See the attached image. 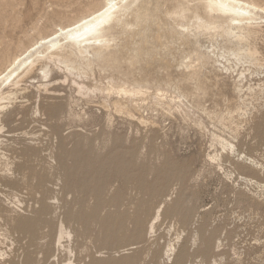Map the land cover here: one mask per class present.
Returning a JSON list of instances; mask_svg holds the SVG:
<instances>
[{"label": "rangeland", "instance_id": "374dc122", "mask_svg": "<svg viewBox=\"0 0 264 264\" xmlns=\"http://www.w3.org/2000/svg\"><path fill=\"white\" fill-rule=\"evenodd\" d=\"M102 3L0 0V72L41 36ZM129 4L108 60H80L70 75L41 58L3 101L10 121L0 132V264L11 257L28 264L31 255L34 264H264V28L257 66L237 61L218 33H196L192 11L172 14L174 0ZM207 51L211 59L201 56ZM52 70L62 78L56 95L37 87ZM40 212L37 235L25 239L18 219ZM61 223L72 231L56 248Z\"/></svg>", "mask_w": 264, "mask_h": 264}, {"label": "bare ground", "instance_id": "6f19581e", "mask_svg": "<svg viewBox=\"0 0 264 264\" xmlns=\"http://www.w3.org/2000/svg\"><path fill=\"white\" fill-rule=\"evenodd\" d=\"M176 7L173 10L172 14H176L179 15L180 13L186 14L189 11L193 12V16H194V21H193V25H194V29L196 31V33H198L199 35H201L202 33H218L219 35H221L225 41L227 43L230 44V50L228 51V53H231L233 56H235V58H237V61H242L245 59L246 63L247 61L251 62L253 65H257L260 66L262 63V59L260 57V52H259V48L256 45V40L261 37V33L263 32V28L264 26L261 24L260 20L264 19V7L255 3L254 1L251 0H174ZM129 0H103L102 5L99 8H96L95 10L89 12L86 15H83L82 17H80L79 19L75 20L72 23L66 24V25H61L59 26L54 32H52L50 35L41 36V39H39V41H36L35 43H33L32 45H30V47H28L23 53H21L19 56H17L13 62L9 63L8 67H6L3 71L0 72V132L2 131V129L6 126H8L9 121L7 116L4 113V109L6 108V106L3 104L4 100H10L13 94H15L19 89H20V83H22V81H24L25 78L33 76L35 74L34 70H35V66L37 65L36 63L41 59V58H48L50 61L54 62L57 66L56 69H64L65 71L71 72L73 70L76 69V63L79 62L81 63L82 61H85L88 66H89V62L91 64V60H101V61H105L109 59L110 54L108 53V50L110 48H112V46H114V42L117 38L115 37V35H118L119 32L115 31L117 25L119 24L120 21V17L123 14V11L129 6ZM196 5V6H195ZM263 22V21H262ZM264 24V22H263ZM179 28L181 29V31H183L182 33H187L189 27L186 26L185 23H179ZM187 30V32H185ZM118 37V36H117ZM263 37V36H262ZM219 38V37H218ZM264 39V37H263ZM261 42V39H258ZM256 41V42H255ZM211 43V42H210ZM71 49L70 53H68L66 50L67 49ZM216 48V47H215ZM201 56L206 57V58H212L211 53L207 52H202ZM221 57L226 58V61H228V58L225 56L224 54L220 55ZM231 56V55H230ZM262 56V55H261ZM223 58V59H224ZM80 60H82L80 62ZM48 61V60H47ZM219 59H216L214 62H218ZM84 62V63H85ZM248 62V63H249ZM51 63V62H50ZM79 65V64H78ZM82 65V64H81ZM85 66V64H84ZM237 66V65H235ZM78 67V66H77ZM81 67V66H80ZM86 68V66H85ZM83 69V68H82ZM81 69V70H82ZM90 69V68H87ZM224 69H226V67H224ZM42 71V70H41ZM53 71V70H52ZM85 71V70H83ZM78 72V71H77ZM80 72V70H79ZM82 72V71H81ZM247 72V70H246ZM84 73V72H83ZM243 73V72H242ZM240 73V74H242ZM262 73V72H261ZM73 74V73H72ZM79 75V74H78ZM253 75V74H252ZM45 76H48V73H45ZM87 76V75H86ZM243 76V75H242ZM80 77V76H79ZM66 79V78H65ZM11 80V86L14 87L13 89H10L8 92L4 91L5 86H3L5 84L6 81ZM62 82V78L61 76L58 74L57 71H53L51 76H49L48 80H45V82L40 83L39 85H37L38 89L43 88L47 93L49 92L50 94L56 95L58 94L57 92H59V87H57V82ZM240 81V80H239ZM242 81V80H241ZM76 82V81H75ZM74 82V83H75ZM248 82V81H247ZM65 83V82H64ZM38 84V83H37ZM77 84V83H76ZM75 84V85H76ZM79 85V84H77ZM80 88H83V85H79ZM236 86V85H235ZM78 87V86H77ZM85 87V86H84ZM35 88V87H34ZM87 88V86H86ZM238 88V87H237ZM16 89L15 93L14 90ZM24 89H27L26 86ZM32 89V88H30ZM84 89V88H83ZM82 89V90H83ZM94 89V88H93ZM123 90V92H130L127 89H121ZM237 90V89H236ZM23 91V90H21ZM88 91V90H87ZM241 91V90H240ZM78 92V91H77ZM122 92V91H121ZM60 94V93H59ZM77 94V93H76ZM131 94L134 95L133 91H131ZM239 94V92H238ZM49 96V95H47ZM15 97V95H14ZM26 96L24 95L22 98H25ZM21 100V99H20ZM26 101V100H25ZM24 101V103H25ZM23 103V104H24ZM38 103V102H37ZM7 104V103H6ZM22 104V103H21ZM20 104V105H21ZM119 104V103H118ZM122 104V103H121ZM8 105V104H7ZM58 107V106H57ZM120 107V106H119ZM123 107V106H121ZM124 108V107H123ZM128 108V107H127ZM125 108V109H127ZM48 110V109H47ZM123 110V109H122ZM131 110V109H130ZM129 110V112H130ZM58 111V110H57ZM38 112V111H37ZM57 113V112H56ZM54 113V114H56ZM132 113V112H131ZM133 114V113H132ZM39 116V115H38ZM133 116V115H132ZM135 116V115H134ZM44 117V116H43ZM14 118V117H13ZM10 119V118H9ZM49 119V118H48ZM54 122V121H53ZM239 126V125H238ZM53 127V126H52ZM55 128V127H54ZM70 129V128H69ZM55 130V129H54ZM15 131V130H14ZM236 131V130H235ZM8 133V132H7ZM12 133V132H11ZM259 137V136H258ZM60 139V138H59ZM75 140V139H74ZM39 141V140H38ZM25 142V141H24ZM63 142V141H62ZM72 142V141H71ZM223 145L227 146L230 145L229 143H226L225 141H222ZM2 144V143H1ZM37 144V143H36ZM9 146V145H8ZM5 147V146H4ZM33 149V148H32ZM27 150V149H26ZM113 150V149H112ZM47 151V150H46ZM6 152V151H5ZM33 152V151H32ZM27 153V151H26ZM61 153V152H60ZM28 154V153H27ZM50 154V153H49ZM57 154V153H56ZM77 156V155H76ZM2 158V156H1ZM82 158V157H81ZM3 159V158H2ZM81 160V159H80ZM8 161V160H6ZM53 162V161H52ZM85 162V159H84ZM95 162V161H94ZM154 162V161H153ZM259 162V161H258ZM78 163V162H77ZM1 164V163H0ZM4 165H6L5 163H3ZM2 164V165H3ZM8 165V164H7ZM6 165V166H7ZM5 167V166H4ZM52 167V166H51ZM69 170V169H68ZM67 170V171H68ZM75 171V170H74ZM8 173V172H7ZM13 173V171H12ZM69 173V171H68ZM75 173V172H73ZM72 173V174H73ZM74 175V174H73ZM72 175V178L74 177ZM76 175V174H75ZM61 176V175H60ZM13 177V176H12ZM69 177V176H68ZM45 178V177H44ZM70 178V177H69ZM68 181L71 180V178ZM176 178V177H175ZM227 178V177H226ZM102 179V178H101ZM104 179V178H103ZM41 180V179H40ZM81 181V180H80ZM104 181V180H103ZM101 181V182H103ZM71 182V181H70ZM100 182V183H101ZM4 184V183H3ZM51 185V184H50ZM55 185V184H54ZM61 185V184H60ZM66 185V184H65ZM70 185V183H69ZM104 185V184H102ZM71 186V185H70ZM46 188V187H45ZM80 188V187H79ZM105 188V187H104ZM78 189V188H77ZM52 190V189H51ZM70 190V188H69ZM102 190V189H101ZM100 191V190H99ZM48 192V191H47ZM102 193V192H101ZM190 193V192H189ZM14 194V193H13ZM12 194V195H13ZM17 194V192H16ZM112 195V193H111ZM116 195V194H115ZM19 196V195H18ZM43 196V195H42ZM51 196V195H50ZM100 196V195H99ZM16 197V196H15ZM101 197V196H100ZM99 197V198H100ZM115 197V196H114ZM48 198V196H47ZM260 198V197H259ZM6 200V199H5ZM115 200V199H114ZM49 201V200H48ZM51 201V200H50ZM49 201V202H50ZM118 201V199H117ZM13 202V201H12ZM29 202V201H28ZM44 202V201H43ZM104 202V201H103ZM148 202V201H147ZM14 203V202H13ZM13 203H11L13 205ZM46 203V202H45ZM117 203V202H116ZM10 204V203H9ZM10 204V205H11ZM16 204V203H15ZM48 204V203H47ZM53 204V203H52ZM52 204L48 205L53 206ZM65 204V203H64ZM70 204V203H69ZM102 204V203H100ZM8 205V204H7ZM35 205V204H34ZM43 205V204H41ZM40 205V206H41ZM46 205V204H45ZM63 205V204H62ZM37 206V205H36ZM55 206V205H54ZM53 206V207H54ZM97 206V205H96ZM117 206V205H116ZM15 207V206H14ZM23 207V206H22ZM25 207V206H24ZM43 207V206H41ZM61 207V205H60ZM87 207V206H86ZM85 207V208H86ZM93 207V206H92ZM90 207L91 209H94ZM101 207V206H100ZM19 208V207H18ZM40 209V207H38ZM144 208V206H143ZM49 209L48 207L44 206V208L42 209ZM51 209V208H50ZM49 209V210H50ZM90 209V210H91ZM14 210V209H12ZM11 210V211H12ZM34 210V209H33ZM53 210V209H51ZM84 210V209H83ZM96 210V209H95ZM16 211V210H15ZM41 211V210H40ZM56 211V210H55ZM178 211V210H177ZM39 212V211H38ZM45 212V211H44ZM54 212V211H53ZM51 212L50 214L53 215L54 213ZM82 212V210L80 211V213ZM88 212V211H87ZM101 212H103L101 210ZM137 212V211H136ZM140 212V211H139ZM159 212V211H158ZM6 213V212H5ZM14 213V212H13ZM40 212L38 214V216H33V217H21L20 219H18L16 225H15V229L20 230V232L23 235V232H25L24 234V238L26 236V234L31 235L32 237H35L38 233H36V228L37 225L42 223V221H44L42 219ZM73 213V212H72ZM78 212H76L77 214ZM79 213V214H80ZM119 213V212H118ZM125 213V212H124ZM174 213V212H173ZM185 213V212H184ZM9 214V212H8ZM33 214V212H32ZM74 213V215H76ZM115 213H112V215ZM135 214V213H134ZM46 215V214H45ZM50 215V216H51ZM73 215V214H72ZM73 215V216H74ZM118 215V214H116ZM150 215V214H149ZM77 216V215H76ZM90 216V215H89ZM92 216V215H91ZM120 216V215H119ZM127 216V215H126ZM3 217V216H2ZM20 217V216H19ZM85 217V215H84ZM93 217V216H92ZM154 217H158L157 214ZM153 217V218H154ZM9 218V217H8ZM107 217H105L106 219ZM128 218V217H127ZM141 218V217H140ZM74 219V218H73ZM78 219V217H77ZM90 219V218H89ZM101 219V217H100ZM116 219V218H115ZM114 219V220H115ZM137 218H135L134 220H136ZM157 219V218H156ZM12 220V219H11ZM56 220V219H55ZM91 220V219H90ZM126 223V220L123 219ZM138 220V219H137ZM14 221V220H13ZM66 221V220H65ZM63 221V222H65ZM75 221V220H73ZM79 221V220H78ZM82 221V220H81ZM149 221V220H148ZM154 221L155 218L153 219V222L151 224V227H153L154 225ZM47 222V221H46ZM61 222V221H60ZM67 222V221H66ZM84 222V221H82ZM99 222V220H98ZM117 222V221H115ZM112 223L113 224H115ZM122 222V221H121ZM134 222V221H133ZM151 222V220H150ZM53 223V222H52ZM59 223V222H57ZM74 223V222H73ZM104 223V222H103ZM107 223V222H106ZM110 223V222H109ZM128 223V222H127ZM136 223V222H134ZM144 223V222H143ZM47 225V223H45ZM65 224V223H64ZM64 224H58L57 228H55L56 232L54 233L56 236L55 239V244L56 248L62 246V240H66L67 238H69L71 231L69 230ZM72 224V221H71ZM75 224V223H74ZM117 224V223H116ZM120 224V223H119ZM140 224V223H139ZM48 225H50L48 223ZM106 225V224H105ZM109 225V224H108ZM107 225V226H108ZM111 225V226H112ZM7 226V225H6ZM9 226V224H8ZM54 226V225H53ZM73 226V225H72ZM100 226V225H99ZM114 226V225H113ZM112 226V227H113ZM119 226V225H118ZM141 226V224H140ZM148 226V225H147ZM14 227V226H13ZM44 227V226H43ZM52 227V226H51ZM122 227V226H121ZM125 227V226H124ZM123 227V229H124ZM127 227V225H126ZM125 227V228H126ZM136 227V225H135ZM6 228V227H4ZM47 228V227H46ZM71 228V226H70ZM74 228V227H73ZM87 228V227H86ZM118 228V227H117ZM120 228V226H119ZM132 228V227H131ZM138 228V227H137ZM149 228V227H148ZM7 229V228H6ZM42 229V228H41ZM44 229V228H43ZM75 229V228H74ZM73 229V230H74ZM114 229V228H113ZM121 229V228H120ZM136 229V228H135ZM134 229V230H135ZM146 229V227H145ZM151 229V228H150ZM9 230V229H8ZM16 230V231H17ZM45 230V229H44ZM51 230V229H50ZM49 230V231H50ZM54 230V229H53ZM99 230V229H98ZM12 231V229H11ZM9 230V232H11ZM14 231V230H13ZM75 231L72 233L75 235ZM103 231V230H102ZM101 231V232H102ZM106 231V230H105ZM108 227H107V233H108ZM113 231V230H112ZM123 231V230H122ZM146 231V230H145ZM7 232V230H6ZM20 232H17L18 235L21 236V234H19ZM91 232V231H90ZM118 231H116L115 234H117ZM124 232V231H123ZM135 232V231H134ZM139 232V231H138ZM141 232V231H140ZM147 232V231H146ZM145 232V233H146ZM14 233V232H13ZM89 233V232H87ZM106 233V234H107ZM110 233V232H109ZM121 233V232H120ZM118 233V234H120ZM129 233V232H128ZM133 233V230L132 232ZM144 233V234H145ZM7 234V233H6ZM11 234V233H10ZM16 234V235H17ZM90 234V233H89ZM124 233H121V235ZM135 234V233H134ZM50 235H53L50 234ZM108 235V234H107ZM106 235V237H107ZM111 235V234H110ZM11 236V235H10ZM28 236V235H27ZM117 236V235H116ZM125 236V234H124ZM146 236V235H145ZM54 237V235H53ZM98 237V236H97ZM96 237V238H97ZM120 237V236H119ZM14 238V237H13ZM19 238V236H18ZM23 238V239H24ZM46 238V237H45ZM51 238V237H50ZM65 238V239H64ZM104 238V237H103ZM113 238V237H112ZM128 238V237H127ZM27 239V238H25ZM29 239V238H28ZM101 239V238H100ZM107 239V238H106ZM118 239V237H117ZM116 239V240H117ZM137 239V238H135ZM13 240V239H12ZM11 240V241H12ZM18 240V239H17ZM21 240V239H19ZM72 240V239H71ZM111 240V238H110ZM114 240V238H113ZM146 239H144L145 241ZM22 241V240H21ZM20 241V242H21ZM40 241V240H39ZM42 241V240H41ZM44 241V240H43ZM50 241V240H49ZM75 241V240H74ZM73 241V242H74ZM89 241V240H88ZM99 239L97 240L98 243ZM108 241V239H107ZM67 242V241H66ZM72 242V243H73ZM118 242V240H117ZM129 242V240H128ZM131 242V241H130ZM135 242V241H134ZM131 242V243H134ZM39 243V242H38ZM46 243V242H45ZM100 243V242H99ZM103 243V240H102ZM108 242H104V246L105 244ZM111 243V242H110ZM11 244V243H10ZM43 244V243H41ZM52 244V243H50ZM114 244V242H113ZM123 244V243H122ZM14 245V244H13ZM24 245V244H22ZM21 245V246H22ZM34 245V242L31 244ZM65 245H67L65 243ZM112 245V244H111ZM121 245V244H120ZM20 246V247H21ZM26 246V245H25ZM23 246V247H25ZM42 246V245H41ZM52 246V245H51ZM70 245H67V247ZM74 246V245H73ZM72 246V247H73ZM76 246V245H75ZM100 246V245H99ZM103 246V248H104ZM108 245H106L107 248ZM110 246V245H109ZM108 246V247H109ZM117 246V245H116ZM133 245H131L130 247H132ZM32 247V246H31ZM49 247V246H48ZM53 247V246H52ZM70 247V249L72 248ZM86 247V246H85ZM102 246H100L101 248ZM114 247V246H113ZM121 247V246H120ZM148 247V246H147ZM15 248V246H14ZM33 248V247H32ZM31 248V249H32ZM50 248V247H49ZM62 248V247H61ZM60 248V249H61ZM69 248V247H68ZM98 248V247H97ZM112 248V246H111ZM129 248V247H128ZM220 248V247H219ZM13 249V248H12ZM23 249V248H21ZM27 249V248H25ZM25 249H23L25 251ZM35 249V247L33 248ZM32 249V250H33ZM48 249V248H47ZM47 249L45 247V249H43L45 252H47ZM54 249V248H53ZM60 249L57 251L60 253ZM65 249V248H64ZM74 249V247H73ZM115 249V248H113ZM120 249V248H119ZM125 249V248H123ZM10 250V249H9ZM18 250V249H17ZM22 250V251H23ZM41 250V249H40ZM66 250V249H65ZM81 250V249H80ZM86 250V248H85ZM94 250V249H93ZM126 250V249H125ZM128 250V249H127ZM165 250V249H164ZM6 251V250H5ZM15 251V250H13ZM20 251V249H19ZM54 250H52L53 252ZM64 251V250H63ZM70 251V250H69ZM76 251V250H75ZM79 251V250H78ZM83 251V250H82ZM87 251V250H86ZM90 251V250H88ZM100 251V250H99ZM117 251V250H116ZM131 251V250H130ZM21 252V251H20ZM42 252V250L40 251ZM85 251H83L84 253ZM129 252V250H128ZM1 253V252H0ZM9 253V252H7ZM24 253V252H23ZM26 253V251H25ZM35 253V252H34ZM33 253V254H34ZM38 253V252H37ZM48 253V252H47ZM51 253V252H50ZM57 253V252H56ZM63 252L61 251V254ZM68 254L67 252H64V255ZM70 253V252H69ZM82 253V252H81ZM116 253V252H115ZM165 253V252H164ZM36 254V253H35ZM72 254V253H71ZM68 255L67 257L69 258V256L71 257L72 255ZM74 254V253H73ZM76 254V253H75ZM94 254V253H93ZM92 254V255H93ZM129 254V253H128ZM136 254V252H135ZM140 254V253H139ZM50 255V254H48ZM52 255V254H51ZM63 255V256H64ZM81 255V254H80ZM96 255V253H95ZM114 255V254H113ZM137 255V254H136ZM144 255V254H143ZM3 255L0 254V257L2 258ZM7 256V255H6ZM16 256V255H15ZM22 256V255H21ZM24 256V255H23ZM32 256V255H31ZM31 256H27V263H32L33 262V258ZM35 256V255H34ZM42 256H45L42 255ZM55 256V254L53 255ZM59 255H57L58 258ZM62 256V255H61ZM66 256V255H65ZM64 256V257H65ZM86 256V255H85ZM109 256V255H107ZM131 256V255H130ZM39 257H41V255L39 254ZM49 257V256H48ZM90 257V256H89ZM92 257L91 256V261H92ZM112 257V256H111ZM110 257V259H111ZM123 257V256H122ZM16 258V257H15ZM37 258V256H36ZM36 258L34 257V259L36 260ZM44 258V257H43ZM41 258V259H43ZM56 258V257H55ZM142 258V256H141ZM140 258V259H141ZM5 259V258H4ZM11 259L14 260V257ZM21 259V258H20ZM40 259V261L42 262V260ZM51 259H54L51 256ZM66 259V258H65ZM72 259V258H71ZM84 259V258H83ZM99 259V258H98ZM98 259H96L98 261ZM119 259V258H118ZM132 259V258H131ZM139 259V258H138ZM3 260V259H2ZM1 260V261H2ZM7 260V259H6ZM13 260H11V263L13 264L14 262H12ZM17 260V259H16ZM39 260V258H38ZM38 260H36L38 262ZM47 260V259H46ZM57 259L53 260L56 262ZM63 260V259H62ZM70 260V259H69ZM68 260V261H69ZM95 260V259H94ZM100 260V259H99ZM105 260V257H104ZM109 260V259H108ZM133 260V259H132ZM131 260V261H132ZM143 260V259H141ZM140 260V261H141ZM65 261V260H63ZM71 261V260H70ZM82 261V260H81ZM88 261V260H87ZM117 261V260H116ZM119 261V260H118ZM130 261V262H131ZM5 261H3L4 263ZM8 262V261H7ZM6 262V263H7ZM19 262V261H18ZM44 262V261H43ZM47 262H51L50 260L46 261ZM60 262V261H59ZM56 262L55 264L59 263ZM66 262V261H65ZM73 262V260H72ZM71 262V263H72ZM79 262V261H77ZM84 262V261H83ZM90 262V261H89ZM96 262V261H95ZM95 262L91 263V264H95ZM134 262V261H133ZM1 263V262H0ZM39 263V262H38ZM62 263V262H60ZM64 263V262H63ZM80 263V262H79ZM100 263V262H99ZM118 262H116L115 264H117ZM10 264V263H9ZM20 264V262H19ZM26 264V263H25ZM34 264V262H33ZM50 264V263H49ZM54 264V263H53ZM74 264V262H73ZM84 264V263H83ZM88 264V262L86 263ZM90 264V263H89Z\"/></svg>", "mask_w": 264, "mask_h": 264}]
</instances>
